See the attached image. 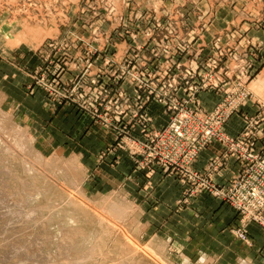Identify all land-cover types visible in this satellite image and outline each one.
I'll use <instances>...</instances> for the list:
<instances>
[{"label":"rangeland","instance_id":"374dc122","mask_svg":"<svg viewBox=\"0 0 264 264\" xmlns=\"http://www.w3.org/2000/svg\"><path fill=\"white\" fill-rule=\"evenodd\" d=\"M205 26L264 28V0H0V264H205L184 211L201 193L226 203L205 188L225 187V160L210 166L224 150L202 171L213 144L169 163L170 124L219 108L238 138L264 117L250 89L264 40L226 30L205 47ZM252 226L232 231L245 252Z\"/></svg>","mask_w":264,"mask_h":264},{"label":"crops","instance_id":"0c3cea01","mask_svg":"<svg viewBox=\"0 0 264 264\" xmlns=\"http://www.w3.org/2000/svg\"><path fill=\"white\" fill-rule=\"evenodd\" d=\"M204 30L206 34V40L204 45L212 43V37L221 35L226 30H232L237 34L242 32V36L247 40L253 38L254 41L264 40V28L259 26H205ZM209 35V36H208ZM239 42V41H237ZM260 71L250 84V89L254 95V98L264 102V65L259 67ZM209 94L201 95L206 109L213 108L217 99L209 98L212 102L208 103ZM215 97V96H214ZM257 113L256 101L252 100L245 104L239 114H236L224 127V131L231 137H237L241 134L245 128V122L243 114L254 115ZM262 147V145H261ZM223 151V147L216 142L200 157V162L197 165L198 170H204L206 165L216 156H219ZM239 172V165L233 159H228L225 162L224 168L216 174L214 181L219 186H227L231 183L233 178ZM141 174L136 175L135 177ZM168 181L167 178H161L158 176L155 178V182L160 183L161 187ZM175 185L173 180L171 183ZM178 187V186H177ZM176 187V188H177ZM163 188V186H162ZM190 207L184 211L185 222L188 225V232L186 239L188 243L192 242L189 246L197 252H201L204 263L210 264L211 262L218 261L226 256H230L231 260L240 262L246 260V264H264V232L257 226L250 228V237L252 240V247L245 252L242 244L234 239L232 231L239 225L238 213L227 203H224L218 199L212 198L206 193H201L191 200ZM159 206L166 207L159 203ZM189 247V248H190ZM242 247V248H241ZM206 258H209L207 260ZM236 263V264H237ZM235 264V263H229Z\"/></svg>","mask_w":264,"mask_h":264},{"label":"built area","instance_id":"2783aa9c","mask_svg":"<svg viewBox=\"0 0 264 264\" xmlns=\"http://www.w3.org/2000/svg\"><path fill=\"white\" fill-rule=\"evenodd\" d=\"M221 86L222 83L218 82L204 87L216 90ZM239 87L242 88V84ZM200 88L202 87H198V90ZM232 92L237 94L240 90L236 86ZM240 103L241 100L236 97L230 105L229 114L235 112ZM217 110L215 114L205 117L173 119L167 132L172 135L167 146L171 152L166 154L164 160L172 164L175 161L191 164L214 142L221 143L224 150L223 158L213 161L210 166L218 165L223 160L226 162L227 159H234L239 165V173L223 189L215 187L210 182L212 179L204 177L205 180H209L206 181L205 188L219 191L224 201L235 209L240 216L244 232L252 224L264 227V117L252 121L238 138H227L221 134V130L229 115L226 116L219 108ZM258 131L261 134L254 133ZM260 144L263 147L259 148Z\"/></svg>","mask_w":264,"mask_h":264},{"label":"bare ground","instance_id":"6f19581e","mask_svg":"<svg viewBox=\"0 0 264 264\" xmlns=\"http://www.w3.org/2000/svg\"><path fill=\"white\" fill-rule=\"evenodd\" d=\"M3 129V128H2ZM8 136V135H7ZM18 143V142H17ZM21 145V144H20ZM9 149V148H8ZM42 159V158H41Z\"/></svg>","mask_w":264,"mask_h":264}]
</instances>
